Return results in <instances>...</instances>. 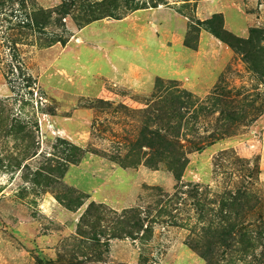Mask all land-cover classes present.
<instances>
[{"label": "rangeland", "instance_id": "374dc122", "mask_svg": "<svg viewBox=\"0 0 264 264\" xmlns=\"http://www.w3.org/2000/svg\"><path fill=\"white\" fill-rule=\"evenodd\" d=\"M210 26L264 0H0V264H264V75Z\"/></svg>", "mask_w": 264, "mask_h": 264}, {"label": "trees", "instance_id": "16d2710c", "mask_svg": "<svg viewBox=\"0 0 264 264\" xmlns=\"http://www.w3.org/2000/svg\"><path fill=\"white\" fill-rule=\"evenodd\" d=\"M164 4V2L159 1L153 4V7H158L160 5ZM140 8L139 6L136 7ZM215 18L220 19L222 21V17L219 15H216ZM209 24L212 23V21L208 22ZM210 31L220 38L222 41L226 42L229 44L231 47L234 49L240 50L242 53L244 52L245 57L250 61L251 63V68H253L256 72H258L260 75H264V45H262V35L264 33V30L258 29V28H252L251 29V37L247 40H243L241 38L236 37L235 35L231 34V32L226 31L225 29H214L212 26H210ZM147 221L146 218H141L140 216H136L131 222L130 227L131 228H137L140 230V232H144V234H149L151 233L152 227L151 225H148V227H145L144 222ZM152 223V222H151ZM135 233H129V230L126 232L127 236H135ZM233 232L231 229L228 230H222L220 232H217V236H222L224 235L225 237L232 236ZM114 237L116 234L113 235ZM207 254V253H206ZM205 255V254H204ZM206 257V255L204 256Z\"/></svg>", "mask_w": 264, "mask_h": 264}]
</instances>
